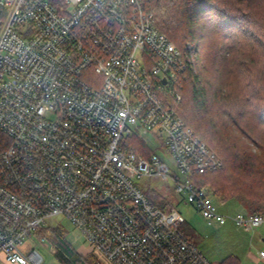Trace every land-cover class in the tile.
<instances>
[{
    "label": "built area",
    "instance_id": "1",
    "mask_svg": "<svg viewBox=\"0 0 264 264\" xmlns=\"http://www.w3.org/2000/svg\"><path fill=\"white\" fill-rule=\"evenodd\" d=\"M192 48L161 31L147 0H0V264H40L21 246L58 215L110 264H215L143 177L170 179L209 224L264 226V213L220 212L193 180L223 160L169 103L196 67ZM140 130L161 140L147 156L127 140Z\"/></svg>",
    "mask_w": 264,
    "mask_h": 264
},
{
    "label": "trees",
    "instance_id": "2",
    "mask_svg": "<svg viewBox=\"0 0 264 264\" xmlns=\"http://www.w3.org/2000/svg\"><path fill=\"white\" fill-rule=\"evenodd\" d=\"M147 1L161 31L180 48L192 43L196 59H201L197 71L186 70L179 85L172 86L180 92L181 99L169 97L170 105L185 124L223 160L221 168L196 174L193 180L212 189V194L223 201L236 198L248 212L264 213V99L254 91L244 103L221 104L210 114L202 79L209 63L219 61L227 50L234 32L247 31L246 13L253 0ZM7 139L0 130V150L7 145ZM135 149L146 156L153 151L143 139ZM145 193L163 210L174 208L170 196L158 189L149 187ZM183 231L194 240L184 228ZM42 233L38 235L42 237ZM67 234L61 224L49 227L48 239L61 264H101L94 255L79 253ZM219 264L241 263L237 255L231 254Z\"/></svg>",
    "mask_w": 264,
    "mask_h": 264
},
{
    "label": "rangeland",
    "instance_id": "3",
    "mask_svg": "<svg viewBox=\"0 0 264 264\" xmlns=\"http://www.w3.org/2000/svg\"><path fill=\"white\" fill-rule=\"evenodd\" d=\"M181 48L184 49V47ZM200 60V57L196 60V67L194 68L195 71L200 68ZM141 139H143L152 150L157 149V147L161 144L160 138L150 131L140 130L139 133L136 132L127 138L128 142L134 147L139 146ZM163 151V148H158V152L170 165L171 171H177L174 161ZM138 183L143 190L149 187L156 188L164 194L170 196L173 202V207L179 210L185 218L183 228L186 232L192 235L194 241L215 264H219L222 259L231 254L240 257L241 253L242 256H244L246 251H250V253H252L254 260L257 258L258 254L261 255L260 248L262 246V242L258 238H255L256 236L253 237V234L258 233L260 228L257 227L253 229V233V230L247 231L245 230L246 228L243 229V227L242 229L244 231L239 234L238 230H234L238 228V225H236L229 218L224 224L217 222L209 224L208 220L202 216L196 206L186 200L185 193H180L175 190L174 184L170 179L143 177L138 180ZM208 189L211 193H213L212 189ZM211 196L217 209L225 215H234L240 210H246L241 209L243 205L236 198L223 201L214 194ZM56 224H61L64 227L68 233V238L76 245L79 253L82 255L92 254L100 261L101 264H110L103 256L90 248L80 232L74 228L71 221L63 215L50 218L47 221L46 227L40 230L43 232L42 237L45 236L46 239L43 240V238L38 235V231L36 234H33L26 239V242L21 246L22 251L25 254H28L32 249H37L43 256V260L40 264H61L54 254L55 251L53 244L48 239L49 227ZM28 264L33 263L30 262Z\"/></svg>",
    "mask_w": 264,
    "mask_h": 264
},
{
    "label": "clouds",
    "instance_id": "4",
    "mask_svg": "<svg viewBox=\"0 0 264 264\" xmlns=\"http://www.w3.org/2000/svg\"><path fill=\"white\" fill-rule=\"evenodd\" d=\"M246 15L247 31L234 32L219 61L203 73L210 114L221 104L244 103L254 91L264 99V0H253Z\"/></svg>",
    "mask_w": 264,
    "mask_h": 264
},
{
    "label": "crops",
    "instance_id": "5",
    "mask_svg": "<svg viewBox=\"0 0 264 264\" xmlns=\"http://www.w3.org/2000/svg\"><path fill=\"white\" fill-rule=\"evenodd\" d=\"M241 209H245L243 206H242V208ZM240 211H242V210H240ZM243 211H247V210H243ZM248 212V211H247ZM222 224H224V223H222ZM235 225V224H234ZM236 226V225H235ZM232 227V226H231ZM238 228H236V229H234V230H238V233L239 234H241L242 233V231H244L243 229H245V228H243V227H241V226H237ZM243 228V229H242ZM258 228H260L259 229V231H258V233H256V234H253V237H255V238H258L261 242H262V246H261V248H260V252L261 251H264V226H259ZM245 230H249V229H245ZM253 233H254V230H253ZM200 248V247H199ZM201 249V248H200ZM202 250V249H201ZM203 252V251H202ZM204 253V252H203ZM205 254V253H204ZM206 255V254H205ZM207 256V255H206ZM209 258V257H208ZM239 259H240V263L241 264H264V258L263 257H261V255L260 254H258L257 255V258H255V260H254V258H253V256H252V253H250V251H246V253H244V256H242V254L240 253V257H239Z\"/></svg>",
    "mask_w": 264,
    "mask_h": 264
},
{
    "label": "bare ground",
    "instance_id": "6",
    "mask_svg": "<svg viewBox=\"0 0 264 264\" xmlns=\"http://www.w3.org/2000/svg\"><path fill=\"white\" fill-rule=\"evenodd\" d=\"M156 22V21H155ZM188 45H191L193 48H192V52L194 53V57H195V59H196V54H195V48H194V45L192 44V43H188L186 46H185V48L188 46ZM184 48V49H185ZM197 60V59H196ZM197 62V61H196ZM169 188V187H168Z\"/></svg>",
    "mask_w": 264,
    "mask_h": 264
},
{
    "label": "water",
    "instance_id": "7",
    "mask_svg": "<svg viewBox=\"0 0 264 264\" xmlns=\"http://www.w3.org/2000/svg\"><path fill=\"white\" fill-rule=\"evenodd\" d=\"M164 82H166V79H164Z\"/></svg>",
    "mask_w": 264,
    "mask_h": 264
}]
</instances>
